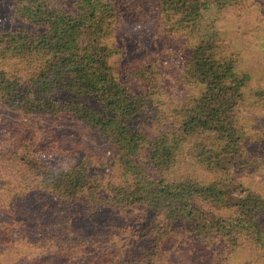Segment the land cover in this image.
I'll use <instances>...</instances> for the list:
<instances>
[{
  "label": "trees",
  "instance_id": "obj_1",
  "mask_svg": "<svg viewBox=\"0 0 264 264\" xmlns=\"http://www.w3.org/2000/svg\"><path fill=\"white\" fill-rule=\"evenodd\" d=\"M229 1L10 0L19 25L0 30V109L72 120L111 153L73 151L67 168L51 170L20 124L17 136L0 130V245L36 249L96 226L54 262L130 230L127 251L84 264H225L235 247L264 264V196L237 185L243 196L227 200L223 189L230 167L261 163L237 114L248 76L216 31L196 38L202 11ZM127 18L150 23L164 46L113 67L107 40Z\"/></svg>",
  "mask_w": 264,
  "mask_h": 264
},
{
  "label": "rangeland",
  "instance_id": "obj_2",
  "mask_svg": "<svg viewBox=\"0 0 264 264\" xmlns=\"http://www.w3.org/2000/svg\"><path fill=\"white\" fill-rule=\"evenodd\" d=\"M17 25L19 23L11 20L10 0H0V30ZM213 31L237 49L239 61L235 71L248 76L244 88L245 97L237 108V114L243 126V136L248 135L252 140L246 151L255 154L261 160L257 168L243 173L230 167L232 180L226 182L223 187L226 190L225 199L232 200L243 196L241 192L235 190L237 185H241L246 191H257L264 196V97L254 96V91L258 93L264 91V0H230L227 6L220 9L214 4H209L201 13L196 38L202 39ZM107 42L109 47L116 51L108 59V64L113 67L137 56L157 52L164 46L150 23L131 18L124 19L121 29ZM160 63L161 58L158 60V67L161 66ZM17 125L26 134L27 142L24 141L30 147L29 152L51 170L67 168L73 151H85L99 158L109 157L111 153L110 145L104 137L72 120L35 113L18 117L0 109V130L7 133L4 138L17 136V130L14 129ZM50 146L67 150L64 153L62 150L56 152L42 150ZM100 171L108 172L107 169ZM1 219L3 218L0 214ZM142 223L143 227L148 229L147 221L143 220ZM96 232V226L85 227L70 238L55 240L49 246L36 249L20 245H0V264H84L89 260L105 257L114 249L127 251L133 246L136 238L130 230L116 235L105 233L96 241L88 240L89 245L67 262L60 263L58 260L54 262V254L59 247L68 245L77 238L80 240L81 237H91ZM229 253L225 264H250L252 259L251 253L243 247H235Z\"/></svg>",
  "mask_w": 264,
  "mask_h": 264
}]
</instances>
